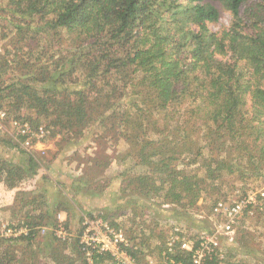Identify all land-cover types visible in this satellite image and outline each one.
Listing matches in <instances>:
<instances>
[{
  "label": "trees",
  "instance_id": "1",
  "mask_svg": "<svg viewBox=\"0 0 264 264\" xmlns=\"http://www.w3.org/2000/svg\"><path fill=\"white\" fill-rule=\"evenodd\" d=\"M4 1L0 38L17 40V52L8 59L6 44L0 53V102L10 118L62 135L67 144H76L97 123L114 125L141 167L125 171L115 187L130 211L151 207L158 216L162 207L170 212L186 201L195 205L225 175L264 177V0H190L183 8L179 0ZM214 3L232 15L222 33L210 29L220 19ZM8 72L12 78L4 80ZM0 144L19 148L12 139ZM20 153L19 162L0 158V212L10 210L24 221L18 236L1 237L0 264L112 259L90 248L89 259L82 231L72 237L66 229L65 241L58 238L62 225L69 228L58 215L84 211L89 196L78 200L79 190L72 195L40 153ZM35 180L54 186L56 201L40 193L47 189L30 194ZM77 180L103 197L94 179L82 174ZM39 242L47 249H39L40 255L17 258L12 252ZM136 248L126 250L136 258ZM231 251L225 264H246ZM177 252L176 261L190 263L185 252ZM209 264L220 263L214 258Z\"/></svg>",
  "mask_w": 264,
  "mask_h": 264
},
{
  "label": "rangeland",
  "instance_id": "2",
  "mask_svg": "<svg viewBox=\"0 0 264 264\" xmlns=\"http://www.w3.org/2000/svg\"><path fill=\"white\" fill-rule=\"evenodd\" d=\"M3 2L5 1L0 0L1 4ZM177 2L182 8L183 6L191 5L190 0H179ZM214 5L220 11V19L218 22L211 23L210 29L217 33H222L232 24V15L230 11L226 10L219 3H214ZM172 27H174V25H172ZM8 37V39H10L14 37V35L11 33ZM15 41L17 40L13 42L15 43ZM13 42H9V40L3 41L0 38V53H4L5 48L3 46L8 44V50L10 51L8 59H12L13 54L17 52L15 51L16 47ZM11 69L12 68L9 70L11 71ZM12 75L11 72L6 73L4 80L11 79ZM5 108L7 110L9 109L8 106ZM19 115L20 117H25V112ZM18 119L21 120L20 118ZM113 126L114 125L111 123H106L105 125H99L97 123L87 129L85 135L77 140L76 144H67L66 139H63L62 135L52 136L50 133L47 137L42 139V142H48L52 148H47L45 151L39 153L41 157L49 161L50 170L52 171L51 174L55 175L57 179L65 180L66 185L70 186L69 192L72 195H74L73 190H79L82 194L77 196L78 200L84 193L89 196V203L85 205L84 211L77 208L74 213H60L62 216L58 215L60 222L69 221V228H67L65 224L64 226L66 228L63 225L62 227L68 230L70 236L73 235L72 237H78L80 231H82L80 238L83 240H91L96 237L102 240L105 238L106 234L105 228L101 222L106 223L114 229H122L125 231L131 247H137L138 251L141 252L138 253L136 257L138 264H148L147 261L149 258L154 259L157 264L160 263L161 252L167 240L172 236L171 228L173 225H181L183 228V235L187 238L196 240L201 233H210L208 221L200 220L196 218V215L202 214L206 217H211L212 208L217 203L218 199L221 200L232 197L237 190L244 191L256 187H264V177L242 178L240 176L225 175L224 181L219 188L215 189L214 192L209 189L205 191L195 205L191 206L186 201L184 206L181 208L176 207L175 211L170 212L166 211L168 208L162 207L158 216L151 207L144 208L140 206L137 208L136 212L130 211L127 205L128 203L126 202L128 199H126L124 195L115 192V187L121 184V175L125 171L131 170L140 172L141 167L135 164L136 159L134 157L128 155L126 144L123 140H120V136H118L120 132L116 129L114 130ZM8 129L11 133L13 132L10 126ZM118 129L121 130L120 127ZM12 138L13 137L10 135L0 136V139L11 140ZM12 140L19 145V148H6L0 145V158L7 157L17 161L18 153L20 154L21 151L28 152L20 146L16 139L13 138ZM32 152L35 153L36 151L34 150ZM91 159H96L98 163H94ZM82 174H85L86 178H89V180L94 179V187H100L103 194L102 198L95 197V194H90L91 190L89 189L93 187L92 185L89 186V184L81 183L77 180V177L80 178ZM39 188L47 189L45 192L41 191L40 193L45 197L48 196L50 198L49 202L56 201L58 194L55 193L54 186L41 185ZM127 193L128 196H130V193ZM119 196L125 198L118 199ZM111 206L114 208L113 210L107 209V207ZM117 207H122L120 212H122L123 215L116 220L113 216L116 214L115 212H117ZM144 209L146 211H144ZM128 210L130 212H128ZM89 215H92L93 218L89 217ZM101 216H105V219ZM21 219H23L21 215L12 216L10 210L0 212V240L1 237L10 238L2 236L7 229L18 231V233L24 231V226L21 225L24 221ZM86 221H90L92 224L93 222L96 223L95 229L91 228L87 231ZM72 237L71 239L73 240ZM43 239L44 237L40 242H42ZM40 242L31 248L23 244L20 247H16L12 252H14L17 258L21 255L31 257L33 252L40 255L41 251H39V249L42 248L41 250L47 251L45 243ZM244 242H246V244H244ZM1 243L3 244V248H5L6 246L4 245L7 244ZM233 244L235 245L224 243L226 247L224 250L228 252L232 250L231 252L236 255V262L242 261L246 264H264V214L245 217L240 223L239 231ZM16 246H19V244H16ZM88 252L91 253V250ZM126 252L128 253V251ZM40 260L42 264L50 263L49 260H44L43 258ZM103 264H115V262L112 259H107Z\"/></svg>",
  "mask_w": 264,
  "mask_h": 264
},
{
  "label": "built area",
  "instance_id": "3",
  "mask_svg": "<svg viewBox=\"0 0 264 264\" xmlns=\"http://www.w3.org/2000/svg\"><path fill=\"white\" fill-rule=\"evenodd\" d=\"M9 126L13 130L9 131ZM10 135L25 150L31 152L45 137L48 131L43 127L35 129L30 123L9 117L7 109L0 102V136ZM264 214V187H256L251 190H237L232 197L219 200L212 208L211 217L205 215H196L200 220L208 221L210 233H201L196 240L187 238L183 235L181 225L172 226V236L167 240L163 251L161 252V261L159 264H187L183 261H176L173 256L178 254V250L185 252L190 258L189 264H209L216 258L220 264H225L228 260V251L224 243H233L236 240L239 226L242 220L248 216ZM86 230L95 229V224L86 221ZM105 228V238L81 239V242L87 246V256L91 257L88 249L97 250L99 253L107 254L112 258L115 264H138L136 258L129 255L126 251L131 247L127 235L122 229L117 230L101 222ZM45 232V231H44ZM20 233V232H19ZM18 231L7 229L6 236H18ZM59 239L65 240L68 236L65 228L57 230ZM85 236V234H84ZM232 247V246H231ZM90 251V250H89ZM148 264H157L149 258ZM103 264V263H99Z\"/></svg>",
  "mask_w": 264,
  "mask_h": 264
},
{
  "label": "crops",
  "instance_id": "4",
  "mask_svg": "<svg viewBox=\"0 0 264 264\" xmlns=\"http://www.w3.org/2000/svg\"><path fill=\"white\" fill-rule=\"evenodd\" d=\"M13 139V138H12ZM1 145V144H0ZM1 147V146H0ZM47 148H52V146L50 145V144H48V142H42V143H39L32 151H36L35 153H39V152H42V151H45ZM29 152V153H33V152ZM20 155H21V153L19 154L18 153V160L16 161V162H19V161H21V157H20ZM25 157H26V155H24L23 156V159H25ZM35 182V186L32 188V189H30L29 190V193L31 194V193H33L34 192V190H35V188H38L39 186H41V185H47V186H50L49 184H44V183H40V184H38V180H35L34 181ZM44 188V187H43ZM61 213H65V212H61ZM67 214V213H66ZM59 215H61L62 216V214H59ZM67 216V215H66Z\"/></svg>",
  "mask_w": 264,
  "mask_h": 264
}]
</instances>
